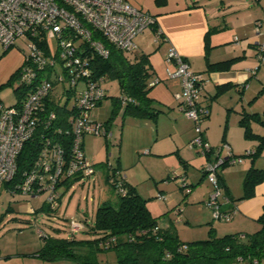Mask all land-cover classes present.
<instances>
[{"label":"built area","instance_id":"2783aa9c","mask_svg":"<svg viewBox=\"0 0 264 264\" xmlns=\"http://www.w3.org/2000/svg\"><path fill=\"white\" fill-rule=\"evenodd\" d=\"M153 23L150 13L129 0H0V43L8 48L21 40L28 47L15 78V85L28 90L19 103L8 105L0 101V186L13 178L19 152L25 142L35 137L41 144L16 189L30 197L45 192L43 204L49 213L53 214L59 206L58 187L68 180L90 178L95 173L93 162L82 150L83 137L106 131L104 123L92 120L88 113L102 102L106 93L101 85L104 78L93 76L91 54L107 57L104 42L130 53L136 48L134 37ZM49 39L55 41L54 51ZM262 56L264 42L257 52V57ZM164 61L166 77L178 79L181 86L175 96L180 100V109L194 124V137L186 146L200 155L213 157L206 160L202 169L212 186L204 206L211 211L213 221H228L236 209L234 205L227 211L221 209L222 201L228 199L219 180V169L253 155L254 150L235 155L226 142L215 147L207 144L201 133L202 120L209 114L201 96L204 75L193 71L175 48L168 50ZM158 81L159 77L149 81L148 86ZM79 84L82 88L77 89ZM56 90H61L60 94ZM70 98L72 104L67 106ZM61 99H65L63 109L68 110L62 119L63 114L54 108L55 103L61 104ZM119 100L124 103L123 98ZM64 138H68L67 143ZM110 180L115 190L123 194L124 176L115 172ZM180 181L189 185L184 177ZM156 197L164 199L161 193ZM29 210L34 212L33 208ZM67 224L72 233L82 232L86 227V221L76 218ZM38 234L46 235L42 230ZM237 259L242 262L241 257Z\"/></svg>","mask_w":264,"mask_h":264},{"label":"crops","instance_id":"0c3cea01","mask_svg":"<svg viewBox=\"0 0 264 264\" xmlns=\"http://www.w3.org/2000/svg\"><path fill=\"white\" fill-rule=\"evenodd\" d=\"M129 1L154 17L153 25L156 29L153 26L146 28L141 34L134 37L136 48L128 55L133 57L141 53L149 54V62L152 65L157 55H159V60L165 63L168 50L171 47L175 48L188 61L193 71L204 75L205 82L201 96L203 103L208 106L209 114L202 120L201 133L207 144L215 147L219 146V143L226 142L235 155H243L247 150H256L259 140L255 136H246L241 119L247 117L249 131L253 134H264V125L253 116V114H259V118L264 119V114L261 113L259 106L260 89L264 87V83L260 81L264 80V56L257 57L259 44L264 42V6H261L264 4V0H253L255 6H252V11L243 16L239 15L241 10H233V15L230 14V19L226 20L227 23L220 22L219 16L211 11L213 7L205 5L202 0H166L162 5L157 4L155 0ZM16 46L14 44L5 48L0 43V86H3L10 75L23 63L24 52ZM227 59H233L228 68L216 71L206 70L207 62L214 63ZM169 79H172L170 85L175 90H179L178 79ZM220 86H226V88L220 89ZM177 107L180 111L178 114L181 115L179 102ZM181 117L180 121L187 123L185 135L179 133V128L175 129L179 123L176 118L171 117L169 122L171 126L173 125L172 128L174 127V134H182L185 142H189L194 137V124L184 115ZM140 119L145 122L151 120ZM217 132H220V136L215 135ZM185 147L188 149H186L187 152L184 157L179 158L187 164L200 162V174H196V178L198 182L203 181L204 163L206 160L213 159L212 155H204L203 160L198 161L195 157L199 155L197 150L193 151L187 146ZM244 157L232 166L220 167L218 172L223 193L228 199L222 201L221 209L227 211L234 205L236 209L234 216L229 221L222 223L212 222L209 212L206 214L207 210L202 205L206 211L204 210L205 214H202L200 219L206 220L207 228L214 230L216 235L234 232L247 234L257 231L261 226L258 218L264 213V180L255 185L252 196L243 198L242 194L243 178L249 167L264 170V148L255 156ZM125 179L127 181L126 177ZM1 187L6 192L4 185ZM199 190H202L200 194L204 200L210 186L205 187L202 183ZM23 198L26 197L22 196ZM40 206L29 207V209H37L38 212L41 211L38 210ZM27 213L33 215L32 222H36L35 216L38 214L30 213V210ZM13 219L20 223L31 221L30 218L22 214H16ZM84 221L86 220L84 219ZM17 229L16 235H21L20 228ZM38 230L41 229L37 228L35 233L39 238V247L37 249L32 247L29 249L30 251L21 250L17 245V240L7 238L11 244L0 245V264H80L77 260L69 258L48 260L39 257L37 252L41 248L43 240L39 237ZM24 245H28V243H23L21 246Z\"/></svg>","mask_w":264,"mask_h":264},{"label":"rangeland","instance_id":"374dc122","mask_svg":"<svg viewBox=\"0 0 264 264\" xmlns=\"http://www.w3.org/2000/svg\"><path fill=\"white\" fill-rule=\"evenodd\" d=\"M202 1L205 5H211L213 7L211 11L219 16L220 22L225 23L230 19L233 10H241L239 15L243 16L247 12H251L252 6H255L253 0ZM48 41L50 49L54 51L55 41L52 39ZM14 43L22 52L28 53L27 42L16 40ZM153 63L154 73L151 80L160 78V81L152 85L149 90V96L153 98V106L160 111L156 122L153 123L152 120L145 122L143 119L127 115H118L106 122L110 115L112 99L119 98L120 92L117 80L105 77L101 81V85L105 89L106 96L102 99L101 104L95 106L88 113L92 120L104 123L106 131L83 137L82 150L86 158L95 163L97 171L90 178L76 179L71 184L66 183L58 187L59 193L62 195L58 208L53 211L55 215H46V213L38 211L36 212L38 215L35 216L36 222H32L34 216L28 215L27 212H29V207L36 208L43 204L46 193H42L38 198L25 196L26 198L22 199L24 195L16 193L12 197L0 186V245L11 244L7 239L11 238L18 241L16 244L21 250L30 251L29 249L32 247L33 249L39 247V238L35 233L37 228L50 235L66 237L70 235L67 223L72 217L79 220L85 219L87 223L93 222L95 210L99 205L109 204L116 207L118 204L119 198L116 190L107 180L108 174L115 172L127 178V182L133 185L140 194L139 196L145 200L146 207L151 214L158 216V224L161 226L171 225L180 241L186 243L208 238V222L200 219L202 214H205L203 206L208 195L203 200V196L200 194L202 190L199 188L202 183L205 187L209 185L210 192L212 186L207 182L205 176L203 181L198 182L196 174H200V162L187 164L179 158L184 157L187 152L185 146L188 144L182 136L187 131V123L180 121L181 115L183 116L184 113L181 110V115L178 114L180 111L177 105L180 100L175 97L177 93H180L181 86L178 84L179 90H175L170 85L172 79L167 78L164 73L166 61L165 63L160 61L159 55ZM260 81L264 83L262 82L264 80ZM80 88H82L81 84L77 89ZM12 90V86H0V100L8 105L15 103L16 95ZM60 91L56 90V93L60 94ZM259 95V106L261 113L264 114V87H261ZM71 99L67 101V106L72 104ZM64 101L65 99H61V104ZM171 117L179 121L175 129L179 128L180 130H177L182 133L181 135L174 134V127L172 128L173 125L171 126L169 122ZM215 135L220 136V132ZM192 150L196 151V149ZM221 154L224 155L225 151H222ZM195 157L198 161H202V157L205 156L199 154ZM181 177L185 178L184 182L189 184L188 186L181 183ZM158 193L164 196L163 200L157 199ZM8 205L12 210L6 212L5 208ZM205 208L206 214L209 212V218H211V211L206 206ZM16 214H22L30 218L31 221L15 222L13 216ZM212 222L216 223L217 221L212 220ZM222 222L224 221H219V223ZM17 228H20L21 235H16ZM53 228L58 229L53 230ZM75 236L80 238L83 235L77 232ZM26 242L28 245L21 246ZM95 253V258L100 264H116L115 253L112 249L100 248L95 250Z\"/></svg>","mask_w":264,"mask_h":264},{"label":"trees","instance_id":"16d2710c","mask_svg":"<svg viewBox=\"0 0 264 264\" xmlns=\"http://www.w3.org/2000/svg\"><path fill=\"white\" fill-rule=\"evenodd\" d=\"M159 5L165 4L166 0H155ZM154 29L155 26L152 25ZM95 37H98L97 35ZM104 42V41H103ZM108 55L103 58L91 54L90 65L93 76L114 78L118 82L119 98L124 99L121 103L118 97L112 99L109 118L106 122L118 115L146 118L155 121L159 110L153 106V98L149 96L148 82L154 73L149 62V54L141 53L130 57L128 53L119 50L111 44L104 42ZM233 59L220 62H207L206 70H217L228 68ZM21 66V65H20ZM15 70L4 85L12 86L16 95V103L21 101L28 87L15 85L18 71ZM226 86H220L224 89ZM208 107V106H207ZM54 108L61 115L60 119L68 114L63 109V104ZM254 118L264 125V119L259 114H253ZM243 130L247 137L255 136L259 142L253 155L258 154L264 148V134L255 135L249 128L247 117L241 119ZM68 142V138H64ZM40 141L35 137L25 142L17 157V170L13 178L3 185L6 193L12 195L19 193L17 185L22 179V173L29 167L34 151L40 146ZM95 167V163H93ZM96 168V167H95ZM115 173L108 174L107 180L114 187L110 178L114 179ZM77 179V178H75ZM73 180L66 183L71 184ZM264 180V170L257 167H249L243 178V198L252 196L257 183ZM122 185L123 194L116 191L119 201L116 207L109 204H101L95 210L93 222L87 223L81 233L83 236L77 238L75 233L68 231L70 235L58 237L53 234L40 236L43 240L41 248L38 249L39 257L43 259H74L80 264H100L95 258V250L112 249L115 253L116 264H264V213L259 215L260 227L257 231L247 234L230 233L216 235L214 230H208V238L192 242H183L177 236L175 229L158 224V216H153L147 209L145 200L140 197L136 188L130 185L125 177ZM12 210L10 205L6 212ZM46 215L49 213L44 204L38 208ZM34 209L33 214H36ZM157 226V229L154 227ZM58 228H53L57 230ZM86 235V236H84ZM241 257L242 262L238 261ZM256 261V262H255Z\"/></svg>","mask_w":264,"mask_h":264}]
</instances>
